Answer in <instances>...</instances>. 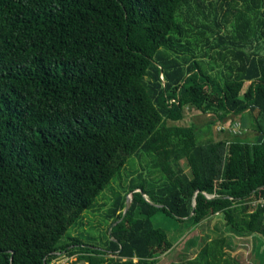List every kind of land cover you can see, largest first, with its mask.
I'll use <instances>...</instances> for the list:
<instances>
[{
	"label": "trees",
	"instance_id": "16d2710c",
	"mask_svg": "<svg viewBox=\"0 0 264 264\" xmlns=\"http://www.w3.org/2000/svg\"><path fill=\"white\" fill-rule=\"evenodd\" d=\"M131 155L105 235H70ZM214 213L264 238V0H0V264H154ZM224 240L183 264H241Z\"/></svg>",
	"mask_w": 264,
	"mask_h": 264
},
{
	"label": "rangeland",
	"instance_id": "374dc122",
	"mask_svg": "<svg viewBox=\"0 0 264 264\" xmlns=\"http://www.w3.org/2000/svg\"><path fill=\"white\" fill-rule=\"evenodd\" d=\"M249 82H245L243 89ZM211 116L209 114L200 113L197 109L186 108L184 117L181 120L170 121L181 125L195 124L197 126V139L205 140L208 137L213 139L228 138L229 135H238L244 140H248L250 135H254L251 131H234L235 134H228L225 130H216V124L213 123L207 127L206 123ZM230 125V124H229ZM249 135V136H248ZM133 155V154H132ZM131 155V156H132ZM128 158L124 166L121 167L120 173L115 175L110 182L104 187V190L97 198V204L94 208L86 210L82 218L81 225L69 228L70 235H82L85 237L101 238L105 235L107 228V221L102 220L103 212L106 210L112 198L113 188L118 187L120 179H126L130 171L139 168V160L136 156ZM142 162V160H141ZM183 170H187V164L183 160L180 162ZM130 165V166H128ZM142 174H145L146 168H140ZM157 172L149 173V176H156ZM130 194V193H129ZM128 194V195H129ZM160 224L162 226L169 225L166 218H161ZM168 236L172 240V245L165 252L161 253L154 264H168L169 262H179L183 264L185 259L190 258L196 254L200 246L206 241L214 237L224 236V249L227 255L236 257L241 264H264V238L252 233H239L230 225L225 223L221 215L214 213L202 219L194 227H182L179 230H173L170 227ZM194 240V241H193ZM76 255H65L64 252L57 253L52 258L54 264H80L76 260ZM86 264V263H84Z\"/></svg>",
	"mask_w": 264,
	"mask_h": 264
},
{
	"label": "water",
	"instance_id": "95a60500",
	"mask_svg": "<svg viewBox=\"0 0 264 264\" xmlns=\"http://www.w3.org/2000/svg\"><path fill=\"white\" fill-rule=\"evenodd\" d=\"M260 138H261V135L259 134V135L257 136V141H259ZM135 191H139L140 193H142L140 187L135 188ZM207 197H211V196L207 195ZM130 203H131V193H130L129 195H127L126 202H125V207H124V212L129 208ZM194 206H195V201L193 200V202H192V210H194ZM192 213H193V212H191L190 214H192ZM113 224H114V223H113ZM113 224H112V225H113ZM108 233H110V227H109V229H108Z\"/></svg>",
	"mask_w": 264,
	"mask_h": 264
},
{
	"label": "built area",
	"instance_id": "2783aa9c",
	"mask_svg": "<svg viewBox=\"0 0 264 264\" xmlns=\"http://www.w3.org/2000/svg\"><path fill=\"white\" fill-rule=\"evenodd\" d=\"M222 129H226V130H229L231 132L238 131L239 123L235 122L232 125H229V124H216V130H222Z\"/></svg>",
	"mask_w": 264,
	"mask_h": 264
}]
</instances>
